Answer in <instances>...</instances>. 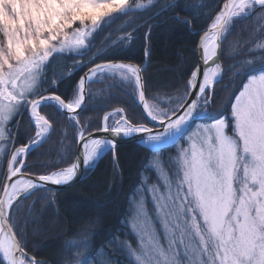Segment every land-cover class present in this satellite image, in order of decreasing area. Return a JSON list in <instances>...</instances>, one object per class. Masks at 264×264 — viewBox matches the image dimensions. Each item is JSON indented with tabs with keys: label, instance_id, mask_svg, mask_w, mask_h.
Listing matches in <instances>:
<instances>
[{
	"label": "snow or ice",
	"instance_id": "1",
	"mask_svg": "<svg viewBox=\"0 0 264 264\" xmlns=\"http://www.w3.org/2000/svg\"><path fill=\"white\" fill-rule=\"evenodd\" d=\"M158 4L159 0H0V136H4L2 126L21 110L28 112L36 129L31 142L16 148L8 161V180L2 184L0 194V264H40L27 257L10 223L12 210L23 195L37 188L55 193L50 185H70L82 170H91L109 151L113 162H117L115 150L120 138L138 137L140 143L154 151L177 144L198 117L207 115L198 110V101L206 92L211 95L218 72L207 65L218 59L217 46L228 25L234 17L257 7L264 10V0H224L201 37L205 65L202 81L197 80L201 72L198 65L188 80V92L173 108L157 109L146 103L142 69L114 63L115 53L102 63L93 62L80 77L74 102H66L65 95L53 91L60 79L49 81L46 71L58 56L90 47L94 34L118 16L135 10L153 12ZM169 9L178 10V0L155 14L158 17ZM130 39L126 36L114 40L111 47H127L125 42ZM148 55L146 47L145 56ZM251 64L248 62L249 68ZM252 71L256 74L248 75L231 103L230 121L221 116L210 124H197L188 134V146L181 147L177 157L180 166L175 194L169 192L166 198L153 195L167 251L151 222L142 223L140 231L147 236L144 257L149 258L148 264H264V67ZM107 73L134 78L144 122L137 123L118 111L115 115L120 120L110 124L112 114H107L97 129L107 136H96L86 128L79 130L76 143L80 151L70 166L39 175L35 180L13 181L24 170L21 157L33 150L51 127L49 118L41 115L43 109L55 106L75 113L82 107L86 82ZM195 88L198 91L193 92ZM229 127L233 135L227 134ZM175 229L180 232L179 239L175 238ZM137 260L145 264V259L137 256ZM79 264H88V257Z\"/></svg>",
	"mask_w": 264,
	"mask_h": 264
},
{
	"label": "trees",
	"instance_id": "2",
	"mask_svg": "<svg viewBox=\"0 0 264 264\" xmlns=\"http://www.w3.org/2000/svg\"><path fill=\"white\" fill-rule=\"evenodd\" d=\"M175 2L159 0L153 12L135 10L118 16L94 34L90 47L58 56L46 71L49 81L60 79L53 91L70 101L82 73L93 62H103L115 53L113 61L133 62L142 69L149 105L163 110L175 107L188 92V80L197 65L199 38L224 0H178V10L169 9L156 16L157 10ZM185 20L187 24L182 23ZM149 30L150 35L146 36ZM126 36L131 38L125 42L127 47H111L112 41ZM220 61L221 77L211 95L206 93L198 105V110L207 115L197 121L212 122L221 116L230 121L235 95L248 75L256 74L252 69L258 72L264 67V10L257 8L249 17L230 22L223 36ZM248 62H252L251 68ZM205 100L209 102L206 104ZM112 109L137 123L144 122L134 81L127 83L112 75L92 80L86 104L75 115H67L55 106L45 107L41 113L49 118L53 129L28 153L24 171L43 175L69 166L76 157L79 130L86 128L90 133L99 129L102 115ZM16 120L7 123L5 138L7 145L14 147L26 144L34 134V126L26 115L17 127ZM227 132L233 135L231 127ZM7 151L8 147L5 155ZM115 151L117 162H113L110 151L103 154L73 186L55 193L39 188L15 204L10 223L31 258L40 264H72L85 257L88 262L95 260L103 249L121 250L122 241L129 238L126 222L130 197L141 184L154 151L139 143L119 144ZM3 159L2 164L5 156ZM23 218L27 226L24 221L20 223Z\"/></svg>",
	"mask_w": 264,
	"mask_h": 264
},
{
	"label": "rangeland",
	"instance_id": "3",
	"mask_svg": "<svg viewBox=\"0 0 264 264\" xmlns=\"http://www.w3.org/2000/svg\"><path fill=\"white\" fill-rule=\"evenodd\" d=\"M253 11L248 14L241 15L240 17H234L233 20L241 17L242 19L247 18L252 14ZM104 75H112L118 78L121 77L127 83H133V81L135 83L134 78H126L122 73H107ZM102 76L94 77L92 80L102 78ZM45 93L47 92H44V94ZM78 94L79 88L77 87L76 91L74 92L73 98L69 102H74L75 99H77ZM26 112L27 111L23 110L14 112L7 123H10L11 120L17 118V127L19 120L22 116L25 117ZM104 114L102 115V117L104 116ZM41 115L43 114L41 113ZM119 120L120 116L113 114L111 115L109 122L110 124H115ZM7 123L2 126L5 129L4 136H0V191L4 179L7 176L8 161L11 159L12 151L15 149L12 145H7L8 143L5 141V138L8 135V132L6 130ZM210 123L211 122L196 121L191 126V128L186 130L185 136L177 144L165 146L159 151H154V154L150 157V160L147 164L148 170L142 175L141 184L135 189L134 193L130 197V212L126 222L129 228V238L122 241L120 247L121 250H118L114 247L110 248V252L105 249H103V251L100 250L97 253V258L95 260L89 261L88 264H140V261L137 260V256L145 259V264H148L149 258L144 257V253L147 250V236H145L140 231V225L142 223L148 222H151L152 226L157 230L156 235L160 237L161 243L167 251V241L164 239V230L161 226L158 214L156 212V201L153 199V195L155 194L157 197L163 195L166 198L169 192H171L172 195L175 194L176 173L180 166V162L177 159L179 150L181 147L188 146L187 136L195 130L197 124L203 125ZM34 130H36L35 127ZM7 147L8 151L5 155L4 152L6 151ZM3 156H5L4 165L2 164L4 160ZM153 190H155V192ZM26 222L27 221H25L24 218L20 220L21 224L23 223L27 226L28 224H26ZM174 234L176 239L180 238V232L178 229L174 230ZM142 240L144 241L143 244L141 243ZM185 243L188 244L189 241L185 239ZM81 260L75 261L72 264H79Z\"/></svg>",
	"mask_w": 264,
	"mask_h": 264
},
{
	"label": "water",
	"instance_id": "4",
	"mask_svg": "<svg viewBox=\"0 0 264 264\" xmlns=\"http://www.w3.org/2000/svg\"><path fill=\"white\" fill-rule=\"evenodd\" d=\"M221 7H222V6H221ZM207 29H208V28H207ZM207 29H206L205 31H207ZM205 31H204V32H205ZM204 32H203V33H204ZM203 33H202V35H203ZM202 35H201V37H202ZM201 37H200V39H199V42H198V45H197V49H196V57H197V65H196V67L199 65V66H200V69H201L200 75L197 77V80H198V81H202V78H203V69L205 68V65H203V63H202V43H203V41H202ZM221 44H222V39L220 40V43H219L218 46H217V47H218V53H219L218 59H217L216 62L213 63V64H219V65H220ZM113 62H114V63L130 64V65H134V66L139 67L136 63L128 62V61H120V60H117V61H113ZM100 63H102V62H100ZM97 64H99V63H97ZM92 66H93V65H92ZM92 66H90L89 68H91ZM207 66H208V65H207ZM89 68H87V69L82 73L81 77L85 75V73L88 71ZM195 69H196V68H195ZM141 75H142V79H143V82H144L143 74L141 73ZM88 83H89V82H86V84H85V88H84V100L82 101V107H81L80 109H78L75 113H78V112L84 107V105H85V103H86V101H87V86H88ZM192 91H193V92H196V91H198V88L192 89ZM45 95H47V94H45ZM144 96H145V83H144ZM189 99H191V97H189ZM145 102H146V99H145ZM198 103H199V101H198ZM138 105H139V107H140V109H141V111H142V113H143V104H141V103L138 102ZM63 112L66 113V114H68V115H70V114L67 112V110H63ZM75 113H72V114H75ZM27 114H28V112H27ZM28 117H29V114H28ZM29 118H30V117H29ZM30 120H31V119H30ZM31 121H32V120H31ZM32 123H33V122H32ZM49 123H50V121H49ZM33 124H34V123H33ZM50 125H51V127L49 128L48 132L45 133L44 137L40 138V142H39L38 144H40L43 140H45L46 137L51 133V131H52V124L50 123ZM34 126H35V125H34ZM91 133H95L96 136H100V137H103V136H107V135H108V133L99 132V131H93V132H91ZM137 142H140V141H139V138H138V137H135V136L132 137V138H128V139L120 138V139H119V142H118L117 145H119V144H126V143H137ZM28 144H29V143H28ZM23 146H24V145H23ZM21 147H22V146H21ZM78 151H80V146L77 144L75 160H76V158H77V152H78ZM27 154H28V153H27ZM27 154L23 156V160H24V162H25V159H26ZM75 160H74V162H75ZM81 160H82V157H81ZM83 174H84V171L82 170V171H81V175L79 176V178L76 179V180H75L73 183H71L70 185H65V186H55V185H50L49 187H50V188H53V189H56V190H61V189H64V188H68V187L73 186L74 184H76V183H77V182L83 177ZM20 176H25V177H27V178H31V179L35 180V178L38 177L39 175H32V174H28V173H24V172H22V173L18 174L17 177H14V178H13V181H15V180H16L18 177H20ZM7 180H8V176L5 177L4 182H6ZM4 182H3V183H4ZM2 192H3V188H1V192H0V194H2ZM25 195H26V194H25ZM23 196H24V195H23ZM23 196H22V197H23ZM17 239H18V238H17ZM24 252H25V251H24ZM25 253H26V252H25ZM26 255H27V257H29V255H28L27 253H26ZM29 258H30V257H29Z\"/></svg>",
	"mask_w": 264,
	"mask_h": 264
},
{
	"label": "bare ground",
	"instance_id": "5",
	"mask_svg": "<svg viewBox=\"0 0 264 264\" xmlns=\"http://www.w3.org/2000/svg\"><path fill=\"white\" fill-rule=\"evenodd\" d=\"M202 54H203V53H202ZM207 68L210 69V70H216V71L218 72V76L215 78V80H214V82H213V84H214L215 81H216V80L218 79V77H219V71H218V69L216 68V65L213 64L212 62H209ZM142 145H144V144H142ZM15 150H16V149H14V150L12 151V154L15 152ZM12 154H11V158H12ZM7 169H8V168H7ZM7 172H8V170H7ZM21 178H27V177H25V176H20V177H18L17 179H21Z\"/></svg>",
	"mask_w": 264,
	"mask_h": 264
}]
</instances>
